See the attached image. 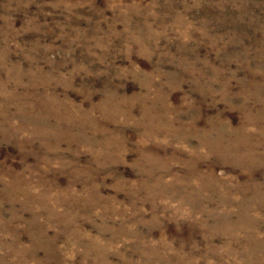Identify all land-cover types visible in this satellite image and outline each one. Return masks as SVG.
<instances>
[{
	"label": "rangeland",
	"instance_id": "obj_1",
	"mask_svg": "<svg viewBox=\"0 0 264 264\" xmlns=\"http://www.w3.org/2000/svg\"><path fill=\"white\" fill-rule=\"evenodd\" d=\"M0 264H264V0H0Z\"/></svg>",
	"mask_w": 264,
	"mask_h": 264
}]
</instances>
